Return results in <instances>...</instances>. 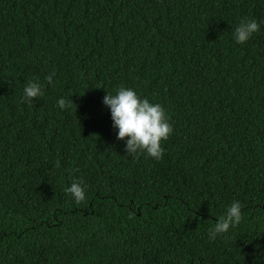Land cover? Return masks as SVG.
Segmentation results:
<instances>
[{"label": "trees", "instance_id": "1", "mask_svg": "<svg viewBox=\"0 0 264 264\" xmlns=\"http://www.w3.org/2000/svg\"><path fill=\"white\" fill-rule=\"evenodd\" d=\"M120 86L164 108L162 160L117 140ZM0 264H264V0H0Z\"/></svg>", "mask_w": 264, "mask_h": 264}, {"label": "clouds", "instance_id": "2", "mask_svg": "<svg viewBox=\"0 0 264 264\" xmlns=\"http://www.w3.org/2000/svg\"><path fill=\"white\" fill-rule=\"evenodd\" d=\"M259 30L260 24L256 20L241 19L234 30V39L237 44H245ZM55 75L53 71L46 76V82L54 84ZM43 95V86L30 80L24 88L23 99L25 103L30 104L32 100ZM103 104L110 110L112 127L117 130L116 138L125 142L127 155L144 154L156 161L163 159L162 143L169 139L173 128L160 104L150 103L147 98L142 99L133 89L124 86L117 88L115 94L107 92L103 98ZM73 105L72 101L68 102L63 98L58 101V107L62 110H67ZM66 192L72 196L76 204L86 199L85 188L81 181H74ZM242 207L239 201H233L226 208L224 215L209 230V238L214 240L238 226L242 221Z\"/></svg>", "mask_w": 264, "mask_h": 264}]
</instances>
